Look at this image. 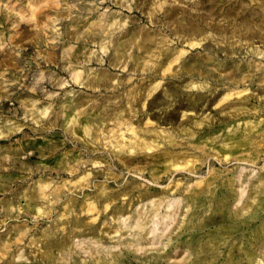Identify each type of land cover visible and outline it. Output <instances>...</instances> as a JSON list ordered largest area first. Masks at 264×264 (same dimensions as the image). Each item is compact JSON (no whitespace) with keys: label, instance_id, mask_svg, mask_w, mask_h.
<instances>
[{"label":"rangeland","instance_id":"rangeland-1","mask_svg":"<svg viewBox=\"0 0 264 264\" xmlns=\"http://www.w3.org/2000/svg\"><path fill=\"white\" fill-rule=\"evenodd\" d=\"M262 233L264 0H0V264H264Z\"/></svg>","mask_w":264,"mask_h":264},{"label":"bare ground","instance_id":"bare-ground-1","mask_svg":"<svg viewBox=\"0 0 264 264\" xmlns=\"http://www.w3.org/2000/svg\"><path fill=\"white\" fill-rule=\"evenodd\" d=\"M194 43V42H193ZM192 43V44H193ZM204 180V179H203ZM202 183V182H201ZM257 191V190H256ZM219 203V202H218ZM259 206V205H258ZM105 207H106V205H105ZM209 209V208H208ZM224 212V211H223ZM257 215V214H256ZM223 217V216H222ZM202 221V220H201ZM204 222V221H203ZM262 234H264V233H262ZM262 241H264V240H262ZM243 243V242H242ZM198 244V243H197ZM199 245V244H198ZM240 246V245H239ZM190 251H191V249H189ZM199 251H201V250H199ZM246 255V254H245ZM251 259V258H250ZM202 261V260H201ZM189 264H192L191 262L189 263ZM199 264V263H198Z\"/></svg>","mask_w":264,"mask_h":264}]
</instances>
